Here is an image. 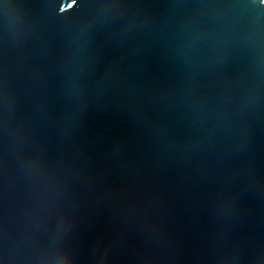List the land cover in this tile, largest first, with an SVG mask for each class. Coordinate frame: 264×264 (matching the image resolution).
Masks as SVG:
<instances>
[{"label": "water", "instance_id": "95a60500", "mask_svg": "<svg viewBox=\"0 0 264 264\" xmlns=\"http://www.w3.org/2000/svg\"><path fill=\"white\" fill-rule=\"evenodd\" d=\"M0 264H264V0H0Z\"/></svg>", "mask_w": 264, "mask_h": 264}]
</instances>
